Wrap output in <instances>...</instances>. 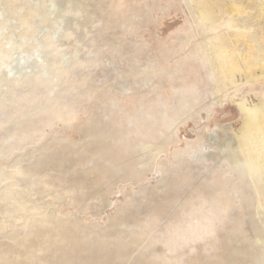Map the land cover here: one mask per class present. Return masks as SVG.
<instances>
[{"label": "rangeland", "instance_id": "374dc122", "mask_svg": "<svg viewBox=\"0 0 264 264\" xmlns=\"http://www.w3.org/2000/svg\"><path fill=\"white\" fill-rule=\"evenodd\" d=\"M31 2L5 21L0 264H264V208L233 149L264 76L233 59L214 91L213 33L186 0Z\"/></svg>", "mask_w": 264, "mask_h": 264}, {"label": "bare ground", "instance_id": "6f19581e", "mask_svg": "<svg viewBox=\"0 0 264 264\" xmlns=\"http://www.w3.org/2000/svg\"><path fill=\"white\" fill-rule=\"evenodd\" d=\"M186 1L188 7L192 10L194 19L204 30L203 32L213 33L212 36L202 42L200 48L205 54V60L207 61L211 75L214 78L212 87L214 91L221 88V84H229L235 79V74L238 69L233 63V59L240 61L247 81L252 80L254 78V74L264 76V42H262L261 38L259 39L257 34L252 33V25H254V22L257 24L263 23L264 26V0H218V5L213 0ZM17 2L18 0H0L1 70L2 64L8 65L7 61L11 58V48L7 47L10 43V39L6 40L9 30L6 27L7 25L5 26V21L10 18L9 20L15 21L16 23L20 22L21 24H25L29 18L28 17L26 19L27 14L24 13L25 10L28 9L26 12H29L32 15V12L38 7V4L36 6H30L31 0L26 4L24 2V4ZM5 4H7V6H5ZM229 4L234 8L232 7V10H229L228 13V11H225V7ZM237 4H240V7L242 4L244 9H241L242 7L238 8ZM11 13H13L16 17H11L9 15ZM9 25L11 24H8V26ZM33 31L35 32V30ZM30 34H32V32ZM236 47H239V49H236ZM245 50L248 54L247 57H250V71L247 69V66L244 67L243 56L240 55V52H244ZM11 74L14 75L5 77L7 78L6 82L8 84L14 83L16 80L25 81L24 79H26L29 75L24 74L23 72L21 74H17L13 70H11ZM238 104L241 112L243 113L244 123L236 134V144L233 149L235 151V156L240 159V167L242 171H244V173L247 171L251 176L253 183L252 186L256 191L259 206L264 208V97L259 98L256 102L240 101ZM171 123H179L178 118L172 117ZM141 146L145 149L152 148V145H148V143H141Z\"/></svg>", "mask_w": 264, "mask_h": 264}]
</instances>
